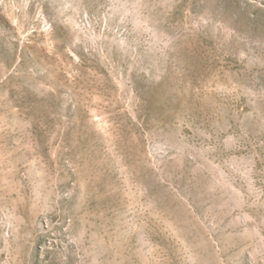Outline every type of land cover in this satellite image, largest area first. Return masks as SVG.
Here are the masks:
<instances>
[{
  "label": "rangeland",
  "instance_id": "1",
  "mask_svg": "<svg viewBox=\"0 0 264 264\" xmlns=\"http://www.w3.org/2000/svg\"><path fill=\"white\" fill-rule=\"evenodd\" d=\"M0 264H264V0H0Z\"/></svg>",
  "mask_w": 264,
  "mask_h": 264
}]
</instances>
